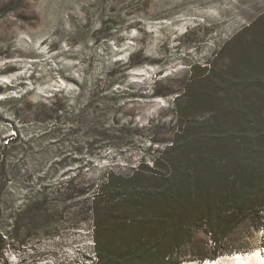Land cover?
Segmentation results:
<instances>
[{
  "label": "rangeland",
  "instance_id": "rangeland-1",
  "mask_svg": "<svg viewBox=\"0 0 264 264\" xmlns=\"http://www.w3.org/2000/svg\"><path fill=\"white\" fill-rule=\"evenodd\" d=\"M260 46L264 0H0V264H92L105 215L91 186L151 165L181 94L213 131L245 102L264 108ZM192 232L181 264L262 248L264 216L214 259L194 258L215 242Z\"/></svg>",
  "mask_w": 264,
  "mask_h": 264
},
{
  "label": "trees",
  "instance_id": "trees-1",
  "mask_svg": "<svg viewBox=\"0 0 264 264\" xmlns=\"http://www.w3.org/2000/svg\"><path fill=\"white\" fill-rule=\"evenodd\" d=\"M250 54L264 60V47ZM201 70L200 82H207L212 68ZM186 95L194 100L195 94ZM180 96L173 140L151 165L143 160L127 175L108 172L91 186L95 205L102 206L98 213L105 215L94 235L96 264H181L195 227H205L215 246L199 248L194 258H215L230 231L249 216H264V108L245 102L233 110L232 128L213 131L209 120L196 118L200 108L183 106Z\"/></svg>",
  "mask_w": 264,
  "mask_h": 264
},
{
  "label": "bare ground",
  "instance_id": "bare-ground-1",
  "mask_svg": "<svg viewBox=\"0 0 264 264\" xmlns=\"http://www.w3.org/2000/svg\"><path fill=\"white\" fill-rule=\"evenodd\" d=\"M261 247L257 246L247 252L239 251L226 256H220L215 260H207L203 264H264V251L261 252ZM218 259V260H217ZM184 264H202L200 262H185Z\"/></svg>",
  "mask_w": 264,
  "mask_h": 264
},
{
  "label": "built area",
  "instance_id": "built-area-1",
  "mask_svg": "<svg viewBox=\"0 0 264 264\" xmlns=\"http://www.w3.org/2000/svg\"><path fill=\"white\" fill-rule=\"evenodd\" d=\"M262 249H263V251H264V246H262ZM95 254H94V258H93V260H92V264H96L97 263V260H98V257H97V254H96V252H94ZM207 260H205L204 261V263L206 262ZM73 264H82V263H73Z\"/></svg>",
  "mask_w": 264,
  "mask_h": 264
},
{
  "label": "flooded vegetation",
  "instance_id": "flooded-vegetation-1",
  "mask_svg": "<svg viewBox=\"0 0 264 264\" xmlns=\"http://www.w3.org/2000/svg\"><path fill=\"white\" fill-rule=\"evenodd\" d=\"M263 250V249H262ZM214 259V258H213ZM207 260V259H206ZM208 260H211V259H208Z\"/></svg>",
  "mask_w": 264,
  "mask_h": 264
}]
</instances>
